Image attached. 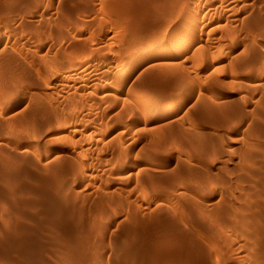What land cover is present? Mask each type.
Wrapping results in <instances>:
<instances>
[{"label": "rangeland", "instance_id": "rangeland-1", "mask_svg": "<svg viewBox=\"0 0 264 264\" xmlns=\"http://www.w3.org/2000/svg\"><path fill=\"white\" fill-rule=\"evenodd\" d=\"M29 1L0 0V264H264V0H183L198 45L149 54L179 0Z\"/></svg>", "mask_w": 264, "mask_h": 264}, {"label": "bare ground", "instance_id": "bare-ground-1", "mask_svg": "<svg viewBox=\"0 0 264 264\" xmlns=\"http://www.w3.org/2000/svg\"><path fill=\"white\" fill-rule=\"evenodd\" d=\"M23 1V0H22ZM26 1V0H25ZM28 1V4L30 3V1L29 0H27ZM48 1H50V0H48ZM99 1V0H98ZM182 2V4H181V2ZM195 1H197V0H195ZM200 1V3L202 2V0H199ZM206 0H204V2H205ZM32 2H33V0H32ZM38 2V1H37ZM102 2V1H101ZM115 2V3H114ZM139 2V1H138ZM185 2V5H186V2H187V0L186 1H184ZM194 2V1H193ZM52 3V2H51ZM103 3V2H102ZM107 6H106V13H108L109 15H111V12H112V8L115 6V8H116V1L115 0H108L107 1ZM117 3H119V2H117ZM31 4V3H30ZM29 4V5H30ZM34 4V3H33ZM112 4V5H111ZM122 4V3H121ZM177 10L178 11H176L175 12V14H176V18H173V20H172V22H173V24H172V27H173V33H172V35L169 37V39L167 40V41H163V40H158V42H156V43H153V44H151L148 48H147V50H146V54H149V53H151V52H155V51H162V52H165V53H180V52H182V51H185V50H188V49H190V46H197L198 45V42L196 41V39H195V37H196V35H195V24H196V22H197V19H198V13H193L191 10H182V8H183V6H185L184 5V3H183V0H179L178 2H177ZM27 5V4H26ZM84 5V4H83ZM173 5V4H172ZM187 5H188V7H189V4L187 3ZM186 5V6H187ZM18 6V5H17ZM85 6H86V3H85ZM127 6V5H126ZM14 7V6H13ZM187 7V8H188ZM26 8H28V7H26ZM90 8V7H89ZM173 8H175V7H173ZM118 9V8H117ZM174 11H175V9H174ZM31 13V12H30ZM120 13V12H119ZM118 13V14H119ZM169 13V12H168ZM114 14H116V13H114ZM122 14V13H121ZM172 14V13H171ZM159 15V14H158ZM163 15V14H162ZM173 15L174 14H172V17H173ZM108 16V15H107ZM119 16V15H118ZM164 16V15H163ZM175 16V15H174ZM111 17H113V16H111ZM171 17V16H170ZM172 19V18H171ZM35 33H33V35H34ZM158 34V33H157ZM75 35V34H74ZM170 35V34H169ZM161 36V35H160ZM56 37L58 38V39H61V37H63V35L61 36L60 35V38H59V36L58 35H56ZM54 38H55V36H54ZM57 38H55V39H57ZM57 39V40H58ZM64 39H65V36H64ZM69 40H70V38H69ZM68 40V41H69ZM138 40V39H137ZM145 40V39H144ZM66 41V40H65ZM64 41V42H65ZM67 41V42H68ZM136 41V40H135ZM135 41L133 42V43H135ZM142 42V41H141ZM145 42H146V40H145ZM138 43V42H137ZM140 43V42H139ZM69 44V43H68ZM130 44V43H129ZM132 44V43H131ZM136 44V43H135ZM135 44H133V45H135ZM141 44V43H140ZM67 45V44H66ZM133 45H130V46H128L129 48H127V51L129 52V50L130 51H132V47H133ZM142 45V44H141ZM140 45V46H141ZM69 47V46H68ZM75 47V46H74ZM136 47V46H135ZM137 47H139L138 45H137ZM200 47V46H199ZM79 48L76 46V48H74L73 49V47H72V50H78ZM135 49V48H134ZM133 49V51H136V49L134 50ZM126 50V49H125ZM88 51V50H87ZM127 51H126V53H127ZM196 51H198V50H196ZM55 52V51H54ZM56 52H57V50H56ZM85 52H86V50H85ZM87 53V52H86ZM130 53H133V52H130ZM145 53V52H144ZM56 54V53H55ZM126 55V54H125ZM125 55H124V57L123 58H125ZM53 56H54V54H53ZM131 56V55H130ZM130 56L126 59H123L122 61H127V60H129L130 59ZM58 57V56H57ZM256 57H258V56H256ZM55 58V57H54ZM58 59H59V57H58ZM72 60H73V57H72ZM53 61H57V59L55 60H53ZM77 61V60H76ZM130 61V60H129ZM54 64V68L57 70V68H60V67H58L57 65L59 64V62H56V64H55V62L53 63ZM121 65V64H120ZM57 67V68H56ZM0 87H1V85H0ZM2 87H6V88H1V90H0V97L2 98V102L3 101H5V102H11L12 103V101L13 100H15V97L12 95V94H10L11 92L7 89L8 87L7 86H3L2 85ZM13 93V92H12ZM5 96V97H4ZM31 165V164H30ZM253 173V172H252ZM261 188V187H260ZM264 189V188H263ZM259 195V194H258ZM249 201V200H248ZM184 203V202H183ZM245 203V202H244ZM249 204V203H248ZM184 205V204H183ZM186 205V204H185ZM184 205V206H185ZM188 207V206H187ZM191 207V206H190ZM185 208H186V206H185ZM188 210H190V209H188ZM193 210V209H192ZM195 210H197V209H195ZM189 212V211H188ZM188 212H187V214L186 215H188ZM253 212H254V210H253ZM193 213V212H192ZM189 214H191V212H189ZM246 215V214H245ZM255 215H257V214H255ZM259 216V215H258ZM258 216H255L254 217V220L252 219V220H249L248 222H246V221H242V219L244 218H241V219H239V221H240V223L238 224V222H237V224H235V225H240V226H238V227H236V226H231L232 228H234L236 231H243L244 230V228H246L245 230H247L248 232H247V234H248V236L250 237V236H258V235H256V234H254V232L255 231H253V230H256V232H258L259 233V229H260V227H256V229L254 228V225H253V222H256L255 221V219H256V217H258ZM260 216H261V214H260ZM190 217H191V215H190ZM250 217H252V216H250ZM204 218V217H203ZM253 218V217H252ZM263 218V217H262ZM249 219V218H248ZM24 220V219H23ZM245 220V219H244ZM264 220V219H263ZM263 220H262V222H263ZM194 221H196V220H194ZM207 221V220H206ZM226 222V221H225ZM262 222H259V223H262ZM198 224V223H197ZM263 224V223H262ZM224 225V224H223ZM261 225V224H260ZM259 225V226H260ZM200 226V225H199ZM262 226V225H261ZM225 227V226H224ZM251 227H253L254 229L251 231ZM227 228V227H226ZM204 230V229H203ZM213 230V229H212ZM230 230V229H229ZM259 230V231H258ZM216 232V231H215ZM239 235V234H238ZM246 237V236H245ZM259 237V236H258ZM263 237V236H262ZM255 238V237H254ZM31 239V238H30ZM263 245V244H262ZM258 254V253H257ZM254 258V257H253ZM257 258V257H256Z\"/></svg>", "mask_w": 264, "mask_h": 264}]
</instances>
